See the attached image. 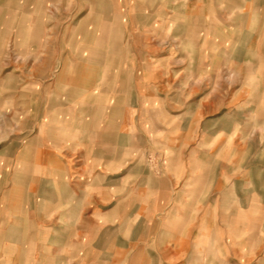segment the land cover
Returning a JSON list of instances; mask_svg holds the SVG:
<instances>
[{"label":"rangeland","instance_id":"obj_1","mask_svg":"<svg viewBox=\"0 0 264 264\" xmlns=\"http://www.w3.org/2000/svg\"><path fill=\"white\" fill-rule=\"evenodd\" d=\"M220 1L208 34L197 0H0V191L8 201L14 187L46 183L21 167L23 145L54 146L70 115L86 116L92 129L118 137L124 155L113 179L133 170L137 184L145 174L190 187L199 166L237 180L247 202L230 210L232 262L247 252L264 264V0ZM134 5L151 15L131 24ZM206 35L216 56L200 68L194 46ZM209 122L246 137L232 143L248 150L245 161L236 151L230 165L215 161Z\"/></svg>","mask_w":264,"mask_h":264},{"label":"crops","instance_id":"obj_2","mask_svg":"<svg viewBox=\"0 0 264 264\" xmlns=\"http://www.w3.org/2000/svg\"><path fill=\"white\" fill-rule=\"evenodd\" d=\"M220 2H196L198 25L207 27L208 34L210 28L214 31L211 16ZM147 15L151 14L136 5L128 14L131 24ZM209 37H200L194 46L200 68L216 56L215 37ZM232 48L231 57L238 46ZM66 123L69 126L54 146L31 140L17 154L21 167H31L29 174L45 177L46 183L42 190L31 183L14 187L11 193L17 195L10 196V202L0 191V264H233L230 210L244 209L242 202H247V196L243 200L237 194V180L218 170L200 174L199 166L190 187H168L167 177L145 174L137 184L133 170L113 179L124 155L118 137H105L102 128L92 129L86 116L70 115ZM208 124L217 142L215 161L227 159L230 165L235 151L241 154L239 162L247 159L242 144L235 143L232 149L237 139L246 140L235 137L232 124ZM36 167L43 173L36 174ZM173 193L191 194L192 199L177 202ZM212 193L217 195L210 197ZM152 195L160 200L152 201ZM246 226V218L241 219L240 235ZM247 255L240 254L238 264H259L247 261Z\"/></svg>","mask_w":264,"mask_h":264}]
</instances>
